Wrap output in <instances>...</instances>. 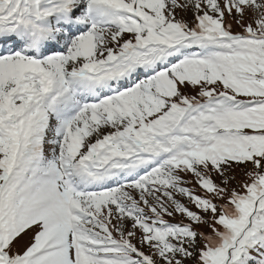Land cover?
I'll list each match as a JSON object with an SVG mask.
<instances>
[{
	"label": "snow or ice",
	"instance_id": "snow-or-ice-1",
	"mask_svg": "<svg viewBox=\"0 0 264 264\" xmlns=\"http://www.w3.org/2000/svg\"><path fill=\"white\" fill-rule=\"evenodd\" d=\"M0 264H264V0H0Z\"/></svg>",
	"mask_w": 264,
	"mask_h": 264
},
{
	"label": "rangeland",
	"instance_id": "rangeland-1",
	"mask_svg": "<svg viewBox=\"0 0 264 264\" xmlns=\"http://www.w3.org/2000/svg\"><path fill=\"white\" fill-rule=\"evenodd\" d=\"M178 18H183V19L191 22L192 19H193L192 12L191 11H188L186 13H180L179 16H178ZM229 23L232 24V30H233L234 33L235 32H240L242 30L240 28V26L235 21L229 20ZM237 178L238 179H241V180L244 178L243 175L239 172V170H237ZM165 219H170V218L165 217ZM177 219H179V217H177ZM170 222H176V221L170 220ZM144 250L147 251V249H144Z\"/></svg>",
	"mask_w": 264,
	"mask_h": 264
}]
</instances>
